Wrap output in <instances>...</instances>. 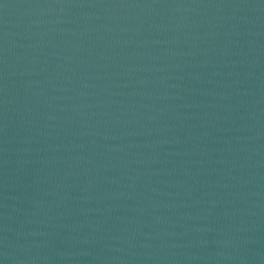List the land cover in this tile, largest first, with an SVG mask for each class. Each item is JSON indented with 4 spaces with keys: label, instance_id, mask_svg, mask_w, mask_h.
<instances>
[{
    "label": "water",
    "instance_id": "95a60500",
    "mask_svg": "<svg viewBox=\"0 0 264 264\" xmlns=\"http://www.w3.org/2000/svg\"><path fill=\"white\" fill-rule=\"evenodd\" d=\"M0 264H264V0H0Z\"/></svg>",
    "mask_w": 264,
    "mask_h": 264
}]
</instances>
